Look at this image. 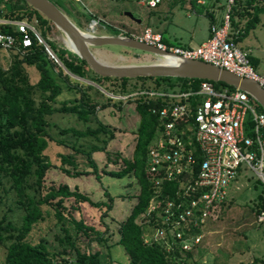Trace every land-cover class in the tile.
I'll return each instance as SVG.
<instances>
[{
    "label": "rangeland",
    "instance_id": "obj_1",
    "mask_svg": "<svg viewBox=\"0 0 264 264\" xmlns=\"http://www.w3.org/2000/svg\"><path fill=\"white\" fill-rule=\"evenodd\" d=\"M51 1L60 5L63 3L64 9H61L84 32H89L93 21L97 22L96 25L93 24L96 36L134 38L145 29L151 28L163 36V41L167 46L174 48L185 45L182 38L189 36L195 37L192 44L194 46L198 38L207 35L210 26L214 25L212 18L205 12L203 14L196 12L197 8L193 7L192 0H162L161 4L153 9L148 6L146 0ZM205 5L201 4L200 7ZM249 9L251 15L244 18L235 13L236 26L234 29L232 28V31L234 30V34H231L232 37L247 29V24L254 15L252 8ZM127 12L133 13L135 18L141 22L138 23L128 17ZM210 12L214 16L215 23L218 24L221 19L224 22L228 10L226 8V10H210ZM259 18L260 23L258 22L254 29L243 33L244 36L240 41L244 39L241 47H248L251 50L250 53H247L253 59L255 70L259 75L264 76V12L259 15ZM32 24L42 34L43 31L39 27L38 21H34ZM112 29L118 30L120 35H115ZM45 30L48 31V29ZM48 38L56 44L58 54L64 49L67 50V57L70 54L74 55L64 43V34L56 27L51 26ZM93 51L100 60L110 65H146L158 61V57L152 54L124 47L107 46L94 48ZM13 56L14 52L7 54L0 51L1 64L8 68ZM70 59L74 58L70 56ZM57 65L61 67L59 64ZM61 68L65 74L71 77L72 86H76L75 81L83 83L84 91L95 98L96 103L99 104L97 111L90 114L87 122L75 114L60 112L47 117L50 124L48 134L51 141L44 154L49 158L53 168L47 173L44 184L45 191L41 193L43 195L52 189H59V187L67 185L71 190L77 188L96 203H111L112 208L111 210H108L106 206L96 208L89 203H75L74 198L66 199L65 209L62 210L64 217L62 221H59L54 207L43 206L42 211L45 219L35 225L29 240L34 244L43 241L52 252H63L65 244H62L59 238L67 235L66 230L76 247L82 252L95 253L99 251L102 254L100 259L103 264H129V257L125 249L121 245H117L120 239L119 230L121 222L131 214L137 203V196L141 188L133 176L116 179L106 173L122 169L121 160H117L118 164L111 162L119 159L118 156L120 159H132L141 123L140 110L137 109L135 97L129 100H118L121 95L113 94L110 88L115 85L114 83L103 82L99 85L90 79L74 76L65 65L64 68ZM27 71L31 83L36 84L40 79L39 72L33 67H27ZM55 71L58 72V69L56 68ZM94 75L90 73L92 79ZM59 81L64 93L58 99L55 107L60 109L66 103L70 106L75 105L76 98L81 97V94L70 91L67 84ZM90 85L95 89H89ZM143 90L148 89L139 87L136 91ZM109 98L113 100L110 102ZM33 99L36 104H39L43 99V94L37 91L33 94ZM102 104H108V106L101 108ZM252 105L258 108L255 102ZM99 127H106L107 134L100 133L96 137L79 138L72 133H63L67 129L84 133L89 129L96 130ZM93 147H105L106 151L93 152L89 157L85 152L90 151ZM107 153H110V160L107 159ZM65 158H68V162L64 160ZM93 163H96L101 178L94 175ZM64 169L89 171L91 174L74 178L68 176L63 171ZM5 186L7 189L8 184ZM28 193L35 200L40 197V194L35 193L33 188L29 189ZM263 198L264 185L252 171H243L238 180L231 185L228 199L219 205L202 230L204 239L200 246L201 250L199 251V248L194 252V257L187 258L186 264H264ZM16 200L15 197L9 199L0 208V220L6 217L12 220L15 227L19 229L26 213L19 208ZM74 221H82L84 225L94 228L99 234L94 231L78 230ZM100 236L108 239V242L96 241ZM9 244L8 240H5L4 243L0 242V264L6 259L7 245Z\"/></svg>",
    "mask_w": 264,
    "mask_h": 264
},
{
    "label": "trees",
    "instance_id": "obj_2",
    "mask_svg": "<svg viewBox=\"0 0 264 264\" xmlns=\"http://www.w3.org/2000/svg\"><path fill=\"white\" fill-rule=\"evenodd\" d=\"M254 3L253 0L248 2L235 0L231 13V33L229 38L237 44L241 42L240 40L244 36L243 33L254 29L258 21L253 15L252 20L247 24V29L232 37L231 34H234L232 28L234 29V26H236L235 13L241 18L251 15L249 8H252ZM55 4L64 9L63 3L61 5ZM192 5L197 8L196 12L199 14L205 12L207 16L212 18V24L215 23L212 13L209 10H205V6L200 7L198 0H192ZM257 11L259 13L264 12V9H257ZM259 13H256V17H258ZM0 18L10 22L28 21L33 23L38 21V25L43 31L41 34L42 38L58 55L60 61L71 74L81 79H90L99 85L103 82H112L115 85L110 88L115 95L133 94L137 92L136 90L139 87L140 89L148 90L161 88H180L183 91L197 90L202 82L207 81L181 78H103L93 73L88 64L78 56L70 54L74 59H70V56L67 57V50L63 49L58 54L56 44L48 38V31L51 26L55 27V25L24 0H0ZM95 20H97L96 17ZM45 29H48V31ZM112 31L115 35H120L118 30L112 29ZM0 34L14 36L17 46H21L23 35L14 24L0 25ZM32 37V47L27 49L25 55L14 52L13 60L8 68H5L0 61V208L5 205L6 201L15 197L19 208L26 213L23 224L19 229L15 227L12 220L6 217L0 220V242L10 241V244L7 245L6 259L2 264H103L100 259L102 254L99 251L95 253L90 251L82 252L76 247L75 242L71 240L66 230L65 233L67 235L59 238L61 243L65 244L63 252H52L43 241L34 244L29 240L35 225L45 219L42 211L43 206L54 207L59 221H62L64 217L62 210L65 209L66 199L74 198L75 203H89L96 208L104 206L108 210L112 208L111 203H96L88 196L82 194L77 188L71 190L67 185L61 186L59 189H52L43 195L41 193L45 191L44 184L47 173L53 168L49 158L44 154L51 141L48 134L50 124L47 117L60 112L75 114L81 120L87 122L90 114L97 111L99 103H96L95 98L84 91L82 87L85 85L83 83L75 81L76 86H72L71 77L65 74L63 69L49 57L45 46L39 43L35 36ZM0 51L2 50L0 49ZM249 58L254 67L253 59L250 56ZM27 67H33L39 72L40 79L36 84L31 83ZM56 68L58 72L55 71ZM90 73L95 74L93 79L90 77ZM59 80L67 84L70 91L81 94V97L76 98L77 103L75 105L70 106L66 103L60 109L55 107L58 99L64 93ZM212 83L217 90H236V88L225 83ZM88 88L95 89L91 85ZM37 91L43 94V99L39 104H36L33 99V94ZM108 100L111 102L113 99L109 98ZM135 101L137 109L141 113V123L137 132V142L133 157L132 159H120L118 156L119 159L111 162L118 164L117 160H121L122 169L106 173L116 179L133 176L141 188L137 196L138 201L133 207L131 214L120 224V239L117 245L119 244L125 249L129 257V264H177L178 259L181 258L179 250L169 253L162 245L149 246L144 243L145 227L140 222L142 215L146 214L152 199L156 195L155 188L146 171L147 157L160 126L158 116L153 114L151 109L161 105V103L143 98ZM256 105L260 112H264V109L258 103ZM107 106L108 104H102L101 108H106ZM63 133H72L79 138H87L96 137L100 133L107 134V129L106 127H99L96 130L89 129L84 133L74 129H67ZM103 150L106 151L105 147H93L90 151L84 152L91 157L93 152H101ZM107 159L110 160V153H107ZM64 160L67 161L68 158ZM93 168L94 175L97 178H101L96 163H93ZM197 170L198 166L196 172ZM63 171L74 178L91 174L89 171H71L67 169ZM5 184H8L7 189ZM179 184L178 182H172L164 185L159 199L160 212L164 204L176 196L180 188ZM31 188L34 189L35 193L40 194L39 199L35 200L34 197L29 195L28 190ZM262 203V208L264 209V198ZM74 224L78 230L94 231L99 234L94 228L84 225L82 221H74ZM198 232L197 230L196 233ZM96 241L108 242V239L100 236ZM191 257H194V252L188 253L186 258ZM184 264H186V261H184Z\"/></svg>",
    "mask_w": 264,
    "mask_h": 264
},
{
    "label": "built area",
    "instance_id": "obj_3",
    "mask_svg": "<svg viewBox=\"0 0 264 264\" xmlns=\"http://www.w3.org/2000/svg\"><path fill=\"white\" fill-rule=\"evenodd\" d=\"M161 2L146 0L152 9ZM198 4H206V0H198ZM234 4L235 0H227L223 25H212L211 38L197 48L167 46L163 36L151 28L134 38L187 60L212 64L264 87V76L256 72L249 54L229 38ZM6 24H14L23 35L21 46H17L14 36L0 34V49L7 54L25 55L33 45L32 36L44 43L32 23L0 18V25ZM49 53L57 60L53 50ZM126 96L118 100L135 97L161 103L151 109L160 126L147 157L146 171L156 195L140 222L145 227L144 243L162 245L169 253L179 250L177 264H184L187 254L202 245V230L228 199L231 185L243 171H252L264 185V112L252 105L255 101L247 93L239 89L217 90L210 81L202 82L197 90L161 88ZM172 182L180 183V188L160 212V194L164 185Z\"/></svg>",
    "mask_w": 264,
    "mask_h": 264
},
{
    "label": "water",
    "instance_id": "obj_4",
    "mask_svg": "<svg viewBox=\"0 0 264 264\" xmlns=\"http://www.w3.org/2000/svg\"><path fill=\"white\" fill-rule=\"evenodd\" d=\"M34 9L52 22L67 38L71 40L75 52L81 60L85 61L96 75L103 78L139 79V78H181L199 79L215 83H225L228 86L247 93L256 103L264 109V87L259 83L236 76L235 74L218 68L212 64L199 61L187 60L176 56L168 51L160 50L146 43L137 41L135 38L126 36H96L93 21L89 32L82 31L68 15L51 0H24ZM126 15L140 23L134 14L127 12ZM49 56L52 53L47 43H43ZM117 46L152 54L158 59H177L175 64H146V65H110L97 58L94 48ZM55 62L64 68L59 58ZM93 84V83H92Z\"/></svg>",
    "mask_w": 264,
    "mask_h": 264
},
{
    "label": "crops",
    "instance_id": "obj_5",
    "mask_svg": "<svg viewBox=\"0 0 264 264\" xmlns=\"http://www.w3.org/2000/svg\"><path fill=\"white\" fill-rule=\"evenodd\" d=\"M246 1L248 2L249 0H245L244 2H246ZM253 2H255V3H254V6L252 7V12L254 13L255 19L257 18V21L260 23L261 20L259 18V15L262 14L263 12L259 13V11H257V9H264V6H263L264 1L263 0H253ZM205 7L207 8V9L205 8V10H209V11L210 10L216 11L219 9L226 10V0H207ZM256 13L257 14L259 13L258 17H256ZM214 25L222 26L223 25V19H221L218 24H217V22L214 23ZM210 38H211V28L209 29V32L207 33V35L201 36L200 38H198V40L196 41V44L194 46H192V44H193V41L195 40V37L189 36L187 38H182V40L185 41V45H181L180 47L186 48V49H194V48L199 47L202 43L209 40ZM243 41H244V39L241 42H239V44H238L239 47L242 50L250 53L251 50L248 47L247 48L241 47L243 44ZM200 250H201V248L199 249V251Z\"/></svg>",
    "mask_w": 264,
    "mask_h": 264
},
{
    "label": "bare ground",
    "instance_id": "obj_6",
    "mask_svg": "<svg viewBox=\"0 0 264 264\" xmlns=\"http://www.w3.org/2000/svg\"><path fill=\"white\" fill-rule=\"evenodd\" d=\"M65 36V35H64ZM64 43L66 47L71 50L72 52H75L76 48L74 47L73 43L69 38L65 36ZM98 58V57H97ZM99 59V58H98ZM102 61V60H101ZM103 62V61H102ZM177 62V59H172V58H163V59H158L156 64H175ZM106 63V62H104ZM154 64V63H153Z\"/></svg>",
    "mask_w": 264,
    "mask_h": 264
}]
</instances>
